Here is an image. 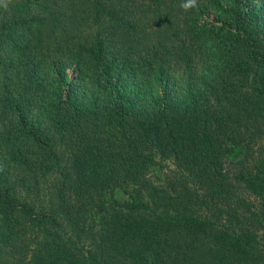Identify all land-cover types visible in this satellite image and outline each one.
I'll return each mask as SVG.
<instances>
[{"label":"trees","instance_id":"16d2710c","mask_svg":"<svg viewBox=\"0 0 264 264\" xmlns=\"http://www.w3.org/2000/svg\"><path fill=\"white\" fill-rule=\"evenodd\" d=\"M181 2L0 9V264H264V0Z\"/></svg>","mask_w":264,"mask_h":264},{"label":"clouds","instance_id":"9594fccd","mask_svg":"<svg viewBox=\"0 0 264 264\" xmlns=\"http://www.w3.org/2000/svg\"><path fill=\"white\" fill-rule=\"evenodd\" d=\"M10 4V0H0V9L7 10ZM197 0H182L181 7L183 9L190 10L197 7Z\"/></svg>","mask_w":264,"mask_h":264},{"label":"rangeland","instance_id":"374dc122","mask_svg":"<svg viewBox=\"0 0 264 264\" xmlns=\"http://www.w3.org/2000/svg\"><path fill=\"white\" fill-rule=\"evenodd\" d=\"M155 173L159 174V171L157 170Z\"/></svg>","mask_w":264,"mask_h":264}]
</instances>
